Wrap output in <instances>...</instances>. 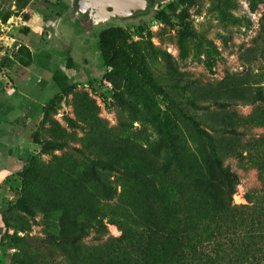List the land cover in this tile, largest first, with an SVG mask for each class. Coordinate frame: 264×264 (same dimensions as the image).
Returning <instances> with one entry per match:
<instances>
[{"label":"trees","instance_id":"obj_1","mask_svg":"<svg viewBox=\"0 0 264 264\" xmlns=\"http://www.w3.org/2000/svg\"><path fill=\"white\" fill-rule=\"evenodd\" d=\"M216 2L227 16L232 1ZM157 17L171 23L165 13ZM9 18L2 16L4 22ZM179 25L178 49L185 58L198 35L185 19ZM107 28L99 44L112 68L109 77L124 84L116 96L123 120L109 129L76 94L77 120L88 132L80 148L58 156L54 151L77 142L76 133L50 118L54 104L45 111L43 125L50 122L52 139L34 140L52 159L30 160L11 208L15 224L6 218L5 223L22 229L16 226L23 223L21 214L42 216L47 243L61 261L37 263L23 249L13 264H264V136L245 139L252 129L264 128V87L228 76L181 102L157 81L146 60L166 54L150 41L133 48L117 43L123 32ZM205 64L211 70L210 58ZM237 104L256 107L245 117L231 109ZM128 119L150 128L154 138L133 142L126 134ZM228 157L259 172L262 189L247 193L246 204L234 203L239 177L224 165ZM109 226L120 236H109ZM91 235L97 243L85 242Z\"/></svg>","mask_w":264,"mask_h":264},{"label":"rangeland","instance_id":"obj_2","mask_svg":"<svg viewBox=\"0 0 264 264\" xmlns=\"http://www.w3.org/2000/svg\"><path fill=\"white\" fill-rule=\"evenodd\" d=\"M231 1L228 15L224 16L216 0H155L144 16L115 22L108 28L123 32L117 43L133 48L150 41L166 54L146 60L152 75L181 102L195 89L219 83L228 76L253 88L264 87V0ZM75 4L76 0H0V264H13L15 255L23 249L29 250L37 263L61 261L59 251L47 243L49 233L42 216L21 214L25 217L23 223L18 221L16 226L22 229L8 228L5 223L15 224L11 208L18 200L16 191L22 188V174L30 160L52 159L34 140L43 143L52 139L50 122L43 125L45 111L54 104L50 118L67 132L76 133L77 142L54 151L58 156L80 148L88 132L86 124L77 120L76 94L82 95L109 129L117 128L123 120L116 96L124 90V84L109 77L112 68L104 61L103 51L95 75L85 74L83 68L69 60V42L74 36L67 25ZM20 5L24 8L18 9ZM161 12L169 16L171 23L157 17ZM4 14H10L6 22L2 20ZM181 18L198 35L190 41L185 58L177 43ZM103 30L95 34L98 42ZM208 58L213 62L211 70L205 64ZM203 105L215 109L210 104ZM255 107L237 104L231 109L246 117ZM127 121L131 127L126 134L133 142L145 144L154 138L147 126ZM263 136L264 128H255L245 139ZM224 165L239 177L235 204H246L247 193L262 189L259 172L246 162L228 157ZM51 232H57L56 225ZM120 234L115 226H109V236L116 238ZM85 242L97 243L94 235Z\"/></svg>","mask_w":264,"mask_h":264},{"label":"water","instance_id":"obj_3","mask_svg":"<svg viewBox=\"0 0 264 264\" xmlns=\"http://www.w3.org/2000/svg\"><path fill=\"white\" fill-rule=\"evenodd\" d=\"M153 0H77L79 21L86 22L83 32L91 36L119 20H134L140 13L149 11Z\"/></svg>","mask_w":264,"mask_h":264},{"label":"flooded vegetation","instance_id":"obj_4","mask_svg":"<svg viewBox=\"0 0 264 264\" xmlns=\"http://www.w3.org/2000/svg\"><path fill=\"white\" fill-rule=\"evenodd\" d=\"M154 1L155 0H153V3ZM152 5L150 6V9ZM146 13H140L135 19L144 16ZM79 16L80 14L75 4L74 11L68 16L70 24L67 25L69 33L74 36V38L70 39L69 42V60L70 62L77 65L79 68H83L85 74L95 75L98 71V66L100 62L99 58L101 57L100 44L96 40L95 34L89 36L87 35V33L83 32L82 27L86 22V18L84 17L82 20L79 21ZM118 22L124 21L119 20L116 23Z\"/></svg>","mask_w":264,"mask_h":264}]
</instances>
